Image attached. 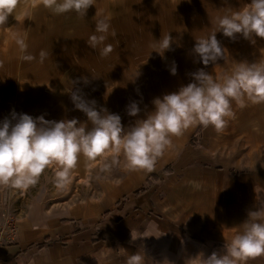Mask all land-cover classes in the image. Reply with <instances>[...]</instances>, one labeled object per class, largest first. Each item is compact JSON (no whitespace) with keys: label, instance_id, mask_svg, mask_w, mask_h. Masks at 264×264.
<instances>
[{"label":"crops","instance_id":"1","mask_svg":"<svg viewBox=\"0 0 264 264\" xmlns=\"http://www.w3.org/2000/svg\"><path fill=\"white\" fill-rule=\"evenodd\" d=\"M248 3L250 0H97L85 18L75 13L54 15L40 6L21 31L14 32H27L29 52L36 58L41 50L67 59L78 54L81 64L77 63L76 80L87 77L90 83L81 82L75 88L98 106H117L124 38L143 33L151 36L157 29L154 21L163 35L175 30L184 36L185 29L191 37L190 21L198 22L207 33L202 36L209 35L207 25L216 28L217 6L222 16ZM103 16L111 17L116 32L115 38L109 36L106 41L114 46L107 58L100 56L99 49H81L78 44L96 34V20ZM9 45L10 52L19 57L14 42ZM235 51L226 75L236 62L264 61V46L257 43L239 44ZM17 57L14 61L21 67L16 74L30 75L32 62ZM211 74L216 76V71ZM72 82L65 83L70 84V91ZM57 83L62 85L63 79ZM159 91L161 97L163 91ZM68 97L71 101L69 91ZM233 111L235 119L222 134L211 126L204 128L199 146L192 148L188 141L195 129L191 130L181 138L179 152L164 155L152 173L125 169L111 186L50 213L47 221L29 214L15 216L12 234L0 243V264H126L127 257L138 252L146 257V264H201V256L207 258L214 251L223 254L224 246L243 231L249 212L264 214V104L249 103L241 109L233 103ZM168 164L172 170L165 173ZM178 181L177 190L173 184ZM248 264H264V258Z\"/></svg>","mask_w":264,"mask_h":264},{"label":"clouds","instance_id":"2","mask_svg":"<svg viewBox=\"0 0 264 264\" xmlns=\"http://www.w3.org/2000/svg\"><path fill=\"white\" fill-rule=\"evenodd\" d=\"M97 0H0V29L7 27L10 16L20 22L31 18L33 11L42 6L54 15L75 13L85 18ZM23 5V10H21ZM111 17L96 20L95 33L87 40V45L99 49L102 58L113 51V44L106 43L109 36L115 38L111 28ZM232 42L240 38L255 43V37L264 39V0H250L238 11L216 18V28L207 37L198 38L191 50L194 62L203 68L191 73V82L177 91L153 99L154 110L146 118L136 119L125 127L121 116L111 113L96 100L87 99L78 83L88 85L87 77L74 81L70 93L74 109L87 117L85 122L77 118L59 121L47 120L44 116L33 118L13 110L10 118L0 122V186L27 191L35 186L44 172L54 169V184L58 190L66 191L78 169L80 158L92 165L99 163L100 171L110 173L112 168L125 160L129 172L156 171L158 161L174 147L173 141L202 126L214 128L222 134L229 121L235 119L233 103L241 109L264 104V61L249 63L236 62L230 74L222 80L210 74L207 66L217 65L224 59L225 48L217 33ZM14 42L22 61L33 62L36 56L29 52L27 32H12ZM174 37L164 34L153 51L161 58L173 51ZM49 53L41 50L39 62L48 59ZM3 67V61H0ZM177 74L175 62L170 68ZM127 115L138 117L141 109L137 102L126 106ZM14 121V123H13ZM224 253L216 251L204 258L201 264H248L250 260L264 258V214L249 212L243 223V231L234 235L224 246ZM126 264H146V257L139 252L129 255Z\"/></svg>","mask_w":264,"mask_h":264},{"label":"rangeland","instance_id":"3","mask_svg":"<svg viewBox=\"0 0 264 264\" xmlns=\"http://www.w3.org/2000/svg\"><path fill=\"white\" fill-rule=\"evenodd\" d=\"M21 10H23V5H21ZM218 10H221V7H216V17L220 16ZM26 20L27 19L21 17L18 23L14 16H10L7 27H11V30L0 29V61H3V67H0V122L5 118H10V114L13 110L18 114H28L33 118L44 116L47 120L55 121L77 118L81 122H85L87 120L86 115L74 109V105L69 102L68 91L70 92V84L69 86L65 84L70 79H72L73 82L76 81V76L79 71V69H77L79 67L77 63L81 64V60H77L78 54L72 55V58L68 57V59L63 54H49L48 59L43 63L39 62L38 56L36 60L32 62V67L29 70V74L31 73L30 75H26L25 72V75L16 74L21 66L15 63L14 60H16L17 55L16 53L12 54L10 52L9 44L12 42V32L17 28L18 31H21L20 28L26 25ZM208 23L210 22L205 24ZM169 33L175 39V43L172 45L174 50L181 48L182 41L188 43L190 40L189 38H191L186 36L188 32H186L185 29L184 36H181L180 33H177L175 30ZM202 34L207 33L202 32ZM216 35L217 39L222 42L225 48L224 59L218 61L217 65L210 64L205 70L210 74L216 71V77H223L227 74L228 65L236 56L237 51L235 50L238 45L253 43L243 38H240L236 42H232L219 32ZM207 36L208 35H204L202 37ZM156 42L157 41L152 43L149 48H146L142 55L136 57H134L133 52H129L126 47L123 46L122 48L123 53L120 54L121 62L119 66L120 75L117 80H119L118 87L121 100L119 102V115L125 127L134 124L136 119L146 118V114L154 110L152 101L154 98L160 97L162 92L159 91V89L163 91V94L165 93L164 89H166L168 94L178 90L180 86L187 85L191 82V75L185 80L179 81L180 84L177 86H174V83H172L171 87L165 86V83L159 80V78L162 79L163 77H158L163 73V69L160 68L161 66L159 63L164 64L166 61H171L174 55H176V51H168L165 53V57L161 58L156 52H152L153 45H155ZM256 43L264 46V39L255 37L254 44ZM151 57H153L151 66H147L149 62L146 61H149ZM18 58L19 57H17V59ZM171 64L173 63L171 62ZM171 64L168 63V67L172 66ZM182 64H186L190 68V74L204 67L202 63L194 62L192 56L184 59ZM215 67H217L218 70H214ZM144 69L147 71L144 75L142 74L144 76L143 78L140 74ZM169 69L170 68H168V70ZM150 73H152L153 76L145 79ZM157 77L158 79H156ZM57 79H63L62 85L57 83ZM128 84H132V86ZM114 88H116L115 85ZM131 102H137L141 109L138 117H130L127 115L126 106ZM190 138L188 141L189 146H191ZM200 141L201 140H199L198 144L195 146L196 148L199 146ZM173 143L174 147L169 150L165 156L179 152L183 145L181 138L175 139ZM125 163V160L121 157L120 164L113 167L110 173H105L100 171L99 163L90 165L81 157L78 169L73 176L72 184L66 191L58 190L55 187L54 169L46 170L39 182L35 186L30 187L27 191L0 186V235L7 234L6 232L9 231L8 221L15 216L29 214L43 221H47L50 213L59 212L74 202L96 196L104 188L111 186L113 182L121 176L125 170ZM167 167L168 171L166 172H171V165L168 164L165 168ZM165 168L164 172L166 170ZM173 188L177 190L180 188L179 181L178 184H173ZM183 188H186V184ZM187 188L190 189V187ZM133 198L134 196H130V199ZM196 198L199 205H202L200 199L198 197ZM9 235L10 233L5 235V237Z\"/></svg>","mask_w":264,"mask_h":264},{"label":"bare ground","instance_id":"4","mask_svg":"<svg viewBox=\"0 0 264 264\" xmlns=\"http://www.w3.org/2000/svg\"><path fill=\"white\" fill-rule=\"evenodd\" d=\"M153 24H154V26L157 27V29L154 30L155 32L151 36H147L145 33L142 32L143 33L142 35L141 34H135V36H133V37L124 38V41H125V43H124L125 45L124 46L128 49V51L133 50L132 52L134 54V57L142 55L146 48H149L152 43H154L155 41L159 40L161 38V36H163V33L162 34L160 33V29H161L160 24L157 21H154ZM187 26L191 30H193L192 31L193 35L191 36V38H189L190 39L189 42L188 43L182 42L181 43V48H177V50L173 51V52L176 51V55H174V57L172 58L171 61H168V62L166 61V62H164V64H160L159 63V65L161 66L160 68L163 69L162 75L158 76V77H162V76L163 77H162V79L159 78V80L162 81V83H165L166 86H168V87H171L172 83H176L177 81L185 80L186 78H188L191 75L190 74V68L186 64H182V62L184 61V59H186L189 56H192V60L194 59V56L192 55L191 50H192V48H193V46L195 44L196 39L202 37V30H201V28L199 26V23L196 22V21H190L187 24ZM207 31L209 33L214 31V25H207ZM5 40H7V39H5ZM72 40H75L74 37H73ZM87 40H88V37L87 38H83V39H81L79 41L78 44H79L81 49L90 48L87 45V43H86ZM15 51H16V48L14 49V52ZM87 52H88L87 50H83V53H87ZM93 53L94 54H92V55H97L95 53V51H93ZM152 59H153V57H151L149 59V61H146V62H149L147 66H151ZM79 60H80V58H79ZM173 61L175 62V65H176V68H177V74L176 75H172L171 72H170V69L168 70V68H171V66L168 67V63L171 64V62L173 63ZM118 65H119V63H118ZM166 66H167V69H166ZM146 71L147 70L144 69L143 72L140 75H142V74L144 75L146 73ZM109 73H112V70H110ZM143 75H142V77L144 78ZM152 76H153V74L150 73V75L148 77L146 76L145 79L146 78L148 79L149 77H152ZM158 77L156 79H158ZM94 82L95 81L92 80L91 84H93ZM128 85L132 86V84H128ZM49 87H51V86H49ZM123 100H127V99H123ZM120 101L121 100H120V95H119V100L116 103L117 106L116 105H108V103H105L104 107H106L109 110V112H111V113L119 114V112H120L119 102ZM69 102L71 104H73L70 101V99H69Z\"/></svg>","mask_w":264,"mask_h":264},{"label":"trees","instance_id":"5","mask_svg":"<svg viewBox=\"0 0 264 264\" xmlns=\"http://www.w3.org/2000/svg\"><path fill=\"white\" fill-rule=\"evenodd\" d=\"M202 130H203V127L202 126L196 127L194 133L192 134V136L190 138V145L192 147H195L198 144V142L200 140V137H201ZM165 169H166L165 170V173H166V171H168V167L165 168ZM46 239L49 240L50 238L49 237H46Z\"/></svg>","mask_w":264,"mask_h":264},{"label":"built area","instance_id":"6","mask_svg":"<svg viewBox=\"0 0 264 264\" xmlns=\"http://www.w3.org/2000/svg\"><path fill=\"white\" fill-rule=\"evenodd\" d=\"M8 225H9V229H8L9 231L6 233L12 234L11 232L14 230L13 219H10V221H8ZM7 234H5V235H7ZM5 235H0V243L2 242L3 239L6 238Z\"/></svg>","mask_w":264,"mask_h":264}]
</instances>
